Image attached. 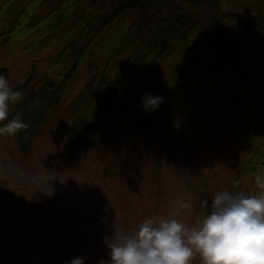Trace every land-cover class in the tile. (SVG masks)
<instances>
[{"label": "trees", "instance_id": "1", "mask_svg": "<svg viewBox=\"0 0 264 264\" xmlns=\"http://www.w3.org/2000/svg\"><path fill=\"white\" fill-rule=\"evenodd\" d=\"M31 49L37 52L25 79L12 85L14 57ZM54 51L38 74L42 58ZM96 54L105 55L104 67L64 103L67 86ZM0 75L24 95L10 106L8 120L19 112L28 125L0 138L30 157L56 122L63 169L105 176L114 195L123 188L137 143H145L160 123L148 172V197L157 193L170 121L177 106L192 99L195 123L220 108L238 113L232 163L245 159L238 187L228 172L212 192L198 197L195 224L210 212L216 193L241 192L250 184L252 194L255 177L264 176V0H0ZM146 95L162 102L146 111ZM5 198L12 200L0 188V215Z\"/></svg>", "mask_w": 264, "mask_h": 264}, {"label": "rangeland", "instance_id": "2", "mask_svg": "<svg viewBox=\"0 0 264 264\" xmlns=\"http://www.w3.org/2000/svg\"><path fill=\"white\" fill-rule=\"evenodd\" d=\"M36 52L23 50L14 57L12 85L25 79ZM54 53L42 58L38 74ZM104 58L105 55L96 54L80 68L65 90L64 103L104 67ZM121 65L119 62L114 71ZM195 111L196 99L177 106L162 149L158 190L151 198L148 172L162 133L160 123L145 143H137L118 195L107 185L105 176L82 169L74 173L63 169L58 158L62 145L54 134L56 122L32 157L23 158L9 139L0 138V188L12 197L10 201L4 199L7 204L0 215V264H69L77 256L86 257L85 264H99L108 258L107 243L116 230L134 234L146 218H175L189 228L195 227L198 197L212 192L228 172L231 184L240 181L245 164L244 158L232 163L236 142L231 136L238 113H225L220 108L195 123ZM177 127L187 133L178 134ZM98 166L104 168L101 163ZM250 191L248 184L241 192L248 195ZM257 192L255 188L249 195ZM179 200L189 207L180 209L176 203ZM191 264L202 261L197 255Z\"/></svg>", "mask_w": 264, "mask_h": 264}, {"label": "clouds", "instance_id": "3", "mask_svg": "<svg viewBox=\"0 0 264 264\" xmlns=\"http://www.w3.org/2000/svg\"><path fill=\"white\" fill-rule=\"evenodd\" d=\"M24 99L21 91L14 90L8 79L0 75V122L8 120L10 106ZM144 110H154L161 97L146 95L142 98ZM39 100L34 102L38 106ZM28 125L21 113L0 126V136H15ZM239 181H234L238 187ZM258 192L219 191L210 204V212L187 227L175 218L144 219L134 232L116 230L107 243V260L99 264H191L199 256L202 264H264V176L255 177ZM180 209L189 204L176 202ZM205 200L202 206H207ZM175 215V213L173 214ZM87 258L77 256L69 264H85Z\"/></svg>", "mask_w": 264, "mask_h": 264}]
</instances>
